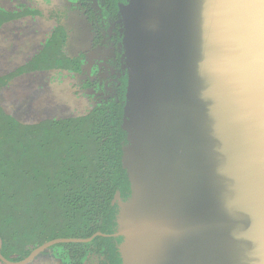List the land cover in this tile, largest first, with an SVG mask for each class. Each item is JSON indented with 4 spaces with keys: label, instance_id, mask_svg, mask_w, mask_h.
Instances as JSON below:
<instances>
[{
    "label": "water",
    "instance_id": "water-1",
    "mask_svg": "<svg viewBox=\"0 0 264 264\" xmlns=\"http://www.w3.org/2000/svg\"><path fill=\"white\" fill-rule=\"evenodd\" d=\"M121 24L120 264H264V0H127Z\"/></svg>",
    "mask_w": 264,
    "mask_h": 264
},
{
    "label": "trees",
    "instance_id": "trees-1",
    "mask_svg": "<svg viewBox=\"0 0 264 264\" xmlns=\"http://www.w3.org/2000/svg\"><path fill=\"white\" fill-rule=\"evenodd\" d=\"M115 1L120 2L116 7L122 29L121 12L127 0ZM122 41L121 32L123 56ZM127 85L124 70L122 99L104 129L89 120L57 131L25 129L8 120L0 109V258L18 261L50 240L90 233L97 218L102 220V190L106 192L109 232L115 233L118 205L113 201L109 205L113 190H119L116 197L124 195L125 200L129 196L121 163L126 145L121 124ZM102 131L112 132L115 142L102 145ZM77 200H87L86 205ZM86 228L90 230L83 232ZM108 240L117 244L121 241L114 237ZM70 246L74 245H57ZM52 248L37 256L34 264H40V260L53 264ZM110 252L113 263L120 264L117 246L111 244Z\"/></svg>",
    "mask_w": 264,
    "mask_h": 264
},
{
    "label": "flooded vegetation",
    "instance_id": "flooded-vegetation-1",
    "mask_svg": "<svg viewBox=\"0 0 264 264\" xmlns=\"http://www.w3.org/2000/svg\"><path fill=\"white\" fill-rule=\"evenodd\" d=\"M115 0H0V30L11 29L17 32L19 27H29L35 34L38 28L43 35L32 51L25 53L28 60L11 65L6 72L0 73V92L13 87L16 80L39 79V84L50 86L65 84L69 86L80 104L77 108L68 109L55 114H40L33 122L18 120L21 118L16 108L6 109L0 100V109L19 127L36 130H58L65 126L74 128L76 121L89 120L101 129L105 127L112 112L120 103L123 95L124 69L122 65V50L120 42L121 26ZM71 16L73 26L67 25ZM43 25L46 27L43 29ZM75 25V28H74ZM9 34V33H8ZM1 41V39H0ZM34 40L25 41L30 45ZM83 47V50L80 49ZM81 50V51H80ZM88 72H90L88 74ZM92 74V75H91ZM38 83V82H37ZM99 142L102 145L112 140V132L102 131ZM118 137L116 136V139ZM57 143V141L55 142ZM114 189L111 201L118 205V200L124 201V195L116 197ZM106 192L102 190V220L97 218L93 230L88 234L74 237L50 240H73L60 242L49 246L39 253L43 254L49 248L53 256V264H114L109 241L110 224L107 221ZM115 196V197H114ZM87 200H77L86 205ZM101 210H96L100 213ZM90 229H84L87 232ZM41 244L18 261L29 257ZM61 244H72L69 248L57 247ZM1 262V260H0ZM42 260L38 263L42 264ZM55 262V263H54Z\"/></svg>",
    "mask_w": 264,
    "mask_h": 264
},
{
    "label": "rangeland",
    "instance_id": "rangeland-1",
    "mask_svg": "<svg viewBox=\"0 0 264 264\" xmlns=\"http://www.w3.org/2000/svg\"><path fill=\"white\" fill-rule=\"evenodd\" d=\"M75 22L78 21L75 20L73 22L70 16L68 17V21L66 23L68 26L70 23V26H73V23ZM5 27L0 30V73L6 72L11 65L15 64V62H17L18 65L28 60V56L25 53L32 51L40 37L43 35V33L40 32L43 30L40 28H38V34H35L32 30L30 31L29 27H19L17 32L12 33H10V28H7L9 32L4 30ZM44 28L46 27L43 25V29ZM31 39L34 40V42L32 41L30 45L24 44L25 41H29ZM80 49L83 50V47H80ZM89 73L90 72H88V74ZM0 100L6 109L9 110L16 108L20 111V114L18 115L21 118L17 116V119L24 120L26 122H33L35 119L37 120L40 114H55L64 112L68 109L77 108L81 102L78 98H76L69 86L65 84H54L52 86L46 84L43 87L39 84V79L37 78L16 80L13 87L6 89L4 92H0ZM136 159L140 160V153L136 156ZM136 165L139 171L135 176L136 180L139 178H142V180H149V178L144 176L142 169H139L138 167L141 165V162H137ZM136 191L137 190L135 189V194ZM148 193L150 192H146L145 194ZM147 199L139 201V203L144 205ZM153 203L155 204V202L150 204L152 205ZM132 204L133 206L128 208L131 211L128 218L129 223L136 222L144 218L148 219L155 217L153 216L154 213L149 210L143 211L134 208L135 204L138 203L134 202ZM0 264L2 263L0 262Z\"/></svg>",
    "mask_w": 264,
    "mask_h": 264
}]
</instances>
